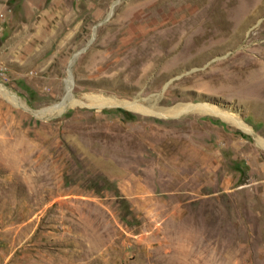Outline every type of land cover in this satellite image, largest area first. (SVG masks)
Masks as SVG:
<instances>
[{
    "label": "rangeland",
    "instance_id": "obj_1",
    "mask_svg": "<svg viewBox=\"0 0 264 264\" xmlns=\"http://www.w3.org/2000/svg\"><path fill=\"white\" fill-rule=\"evenodd\" d=\"M253 33L264 0H0V264H264Z\"/></svg>",
    "mask_w": 264,
    "mask_h": 264
},
{
    "label": "bare ground",
    "instance_id": "obj_2",
    "mask_svg": "<svg viewBox=\"0 0 264 264\" xmlns=\"http://www.w3.org/2000/svg\"><path fill=\"white\" fill-rule=\"evenodd\" d=\"M180 14H182V13L176 14V16H175L176 19H175V21L173 23L172 22L168 23L166 21L167 23L166 22H165L166 24L164 23V25H163L161 30L167 32V34L169 33V34L174 35L176 32L180 31V29H184L187 26V16H186V14H182V15H180ZM181 35H182V33H181ZM256 37H257V34H254V33L251 34V36H250V44L248 46L249 47V57H248V61H247L248 76H247V87H246L245 101L248 102L249 104L253 105L255 108L260 107V109L263 108V110H264V42L256 41L255 40ZM145 40L146 41H143V43L139 44V46L143 50V52L140 54L141 59H143L144 61H146L150 65H154L156 63V58L158 57V53L156 52V50L159 51V52H162L163 54H167L168 53L167 46L172 41V38L169 35L168 39H165V40H162V39L155 40V38H149V37L147 39L145 38ZM182 42H183V39H182ZM176 44H178V43H176ZM170 47H173V45L170 46ZM123 50L124 49H122V52H123ZM187 50H188L187 45H186V43H184L180 48L177 49V55L181 59L185 58V56L187 55ZM129 57H131V56L130 55L127 56V57L124 56V58L121 60L122 63H124L126 61V59L129 58ZM185 64H186L185 62H182L179 65V67H181L182 65H185ZM133 68H134V62L126 65L123 70L124 71H130ZM165 72H166V70H165ZM105 102H106V100H105ZM200 106L202 108H206V110L207 109L211 110V108L209 106H207V104H202ZM236 120H238V119H236ZM237 124L239 126L242 125V123L239 122V121L237 122Z\"/></svg>",
    "mask_w": 264,
    "mask_h": 264
}]
</instances>
